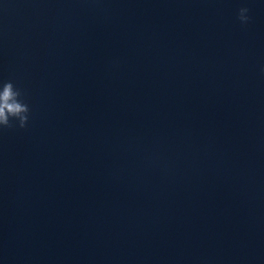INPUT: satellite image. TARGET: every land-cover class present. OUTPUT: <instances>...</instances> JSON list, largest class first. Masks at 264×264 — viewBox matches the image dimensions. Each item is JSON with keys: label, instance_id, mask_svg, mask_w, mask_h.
<instances>
[{"label": "clouds", "instance_id": "clouds-1", "mask_svg": "<svg viewBox=\"0 0 264 264\" xmlns=\"http://www.w3.org/2000/svg\"><path fill=\"white\" fill-rule=\"evenodd\" d=\"M249 11L247 7L239 9L238 19L242 25L250 21ZM21 97V90L12 81L0 83V128L15 126L13 121H18L19 128L26 127L30 109Z\"/></svg>", "mask_w": 264, "mask_h": 264}]
</instances>
